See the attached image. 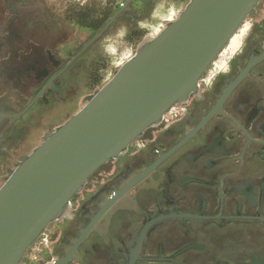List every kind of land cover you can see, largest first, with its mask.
I'll use <instances>...</instances> for the list:
<instances>
[{
  "label": "flooded vegetation",
  "instance_id": "obj_1",
  "mask_svg": "<svg viewBox=\"0 0 264 264\" xmlns=\"http://www.w3.org/2000/svg\"><path fill=\"white\" fill-rule=\"evenodd\" d=\"M189 1L0 0V169L65 122L49 120L60 107L76 104L66 119L80 109L115 38L119 50L156 35ZM49 226L51 264H264V0L188 101L94 171Z\"/></svg>",
  "mask_w": 264,
  "mask_h": 264
},
{
  "label": "water",
  "instance_id": "obj_2",
  "mask_svg": "<svg viewBox=\"0 0 264 264\" xmlns=\"http://www.w3.org/2000/svg\"><path fill=\"white\" fill-rule=\"evenodd\" d=\"M259 1L190 0L159 34L144 38L105 84L86 95L78 111L21 157L0 186V264H20L37 237L67 214L94 171L158 125L172 106L188 101ZM2 119L0 114V124Z\"/></svg>",
  "mask_w": 264,
  "mask_h": 264
},
{
  "label": "rangeland",
  "instance_id": "obj_3",
  "mask_svg": "<svg viewBox=\"0 0 264 264\" xmlns=\"http://www.w3.org/2000/svg\"><path fill=\"white\" fill-rule=\"evenodd\" d=\"M143 39L144 38L139 39V41L141 42ZM115 40H116V42L114 43L113 47L116 49V52L115 53H107L105 56L102 57L104 62L101 63V72H100L101 73V83L99 84L98 87H101L103 84H105L109 80L108 79L109 76L110 77L113 76V73L119 67V66H117V64L119 62L123 61L129 52H133V54L135 53V51L138 47V44L140 43L139 41H137L135 43L133 42L132 44H128L127 46H123L122 49L117 50V48L120 46V43H121L118 41H121V38H115ZM91 90H92V88L86 89V87H85L84 92L87 93ZM80 107H81V104L78 105V108H80ZM75 109H76V104L73 102L71 104H68V105H63L62 107H60L57 110V112L53 116L49 117V120L51 121V123L61 124L62 122L67 120L66 119L67 118L66 113L71 112ZM38 141L39 140L37 139L36 142H33V144L34 143L36 144ZM16 161H17V159H12L10 164H8V165H6L0 169V186L4 183L5 179L7 178L9 169H13V164H15ZM49 228L51 229V226H49ZM49 228H48V231H49ZM30 250L31 249L28 248V250L25 253V256L22 259L20 264H25V262H27L28 264H36V261L32 260L31 258L29 259V257H28V253ZM37 254L39 255V257H42V258L43 257L44 258H50L51 254H50L49 243H42L40 246V249L37 251Z\"/></svg>",
  "mask_w": 264,
  "mask_h": 264
},
{
  "label": "built area",
  "instance_id": "obj_4",
  "mask_svg": "<svg viewBox=\"0 0 264 264\" xmlns=\"http://www.w3.org/2000/svg\"><path fill=\"white\" fill-rule=\"evenodd\" d=\"M50 238H51L50 233L47 228L37 237V239L29 247V249H31L28 253L29 259L31 258L32 260L36 261V264H51L52 259L44 258V257L42 258V257H39V255L37 254V251L40 249L41 244L50 243ZM25 264H28V263L25 262Z\"/></svg>",
  "mask_w": 264,
  "mask_h": 264
},
{
  "label": "bare ground",
  "instance_id": "obj_5",
  "mask_svg": "<svg viewBox=\"0 0 264 264\" xmlns=\"http://www.w3.org/2000/svg\"><path fill=\"white\" fill-rule=\"evenodd\" d=\"M182 10H183V9H182ZM182 10H181L180 12H182ZM179 14H180V13H179ZM178 16H179V15H178ZM178 16H177V17H178ZM174 20H175V19H174ZM165 26H166V25H165ZM165 26H164V27H165ZM164 27H163V28H164ZM163 28H162L157 34H159V33L163 30ZM157 34H156V35H157ZM156 35H150V37H154V36H156ZM132 56H133V55H132ZM132 56H131V57H132ZM131 57H130V58H131Z\"/></svg>",
  "mask_w": 264,
  "mask_h": 264
},
{
  "label": "trees",
  "instance_id": "obj_6",
  "mask_svg": "<svg viewBox=\"0 0 264 264\" xmlns=\"http://www.w3.org/2000/svg\"><path fill=\"white\" fill-rule=\"evenodd\" d=\"M101 83V76H100V80H99V84Z\"/></svg>",
  "mask_w": 264,
  "mask_h": 264
}]
</instances>
